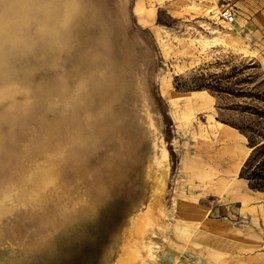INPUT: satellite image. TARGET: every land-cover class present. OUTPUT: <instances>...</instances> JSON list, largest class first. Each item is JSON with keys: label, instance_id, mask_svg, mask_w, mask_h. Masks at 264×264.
I'll use <instances>...</instances> for the list:
<instances>
[{"label": "rangeland", "instance_id": "374dc122", "mask_svg": "<svg viewBox=\"0 0 264 264\" xmlns=\"http://www.w3.org/2000/svg\"><path fill=\"white\" fill-rule=\"evenodd\" d=\"M228 1L233 23L219 18L223 0H77L57 63L51 52L15 60L33 101L42 87L53 107L41 101L0 129V202L45 133L67 148L76 131L93 142L62 165L53 202L3 199L0 264H264V199L240 176L252 149L231 126L264 113V0ZM93 57L90 71L107 70L102 90L83 93L70 117L58 105ZM152 156L165 177L148 174Z\"/></svg>", "mask_w": 264, "mask_h": 264}, {"label": "bare ground", "instance_id": "6f19581e", "mask_svg": "<svg viewBox=\"0 0 264 264\" xmlns=\"http://www.w3.org/2000/svg\"><path fill=\"white\" fill-rule=\"evenodd\" d=\"M79 3L77 0H10V7L4 11V15H0V103H2L1 101L6 102L5 108L0 111V129L3 125L8 124L10 125L11 130L13 125H16L23 119L25 120L26 115L30 113L33 105H36L41 101H45L49 108L53 107L52 96L47 98L45 94L48 90L42 89V87L37 90L36 93L38 94V98L33 101L34 92L31 89L32 84L30 83L29 77L28 75L23 76L19 73V70L15 66V60L25 56L27 57L29 54L38 53L41 56H45L51 52L56 58L53 59L52 65L55 62L57 63L61 50L70 42V39L65 35V32L67 31L68 33L70 31L67 29L70 28L81 13ZM31 27H34L33 31H30ZM100 39L101 40L97 42L96 46L105 45L106 41L101 37ZM92 52L94 51L91 50L89 53L92 54ZM96 52L94 54H96ZM95 58L96 57H93L92 59L89 58L92 61L89 60L90 62L88 61L85 64H80L81 69L85 72L80 74V77L82 78H80L75 85V88H77L78 91L74 90L71 96H67L69 98L66 101L60 102L58 105V108H61L62 111L69 107L68 111L70 117L72 111L75 112V106L77 105L75 102H78V100L81 99L83 93L94 92L92 95L95 97L98 93L97 91L102 90L103 86L101 87L99 83H103L107 70L104 71L102 69L103 66L98 65L96 69L94 68L93 71H90L91 69L89 68ZM54 87L59 96H62L67 90L65 85L59 82H57ZM17 91H22L24 94V98L21 102L13 100ZM66 118H68V114L64 115L63 119L59 121L60 126H62L63 122H66ZM51 122L54 123V121ZM71 123H73V121ZM54 131L56 130L53 129L52 132H47V134L45 133L41 136V142L37 143L34 146L35 148L33 147L34 149L32 152L29 151V155L31 156L28 158L27 162L24 163V166H22L21 169L15 171L18 174H25L23 177L24 180L18 183V185L12 186V190L14 189L13 193L10 188V195L9 193L8 195H2V200L0 202V216L7 211V206L3 199H11L15 203L32 201L35 205H45L48 204L47 201L50 200L53 202V199L55 198L53 196L56 194L60 195L64 189L61 181L63 172L62 165L70 161L72 166V162L74 164L76 160L80 158L81 153L79 152H81V149H83L87 140L88 144L93 142L89 138L87 139L84 137L85 135L82 131H76L71 138L67 139L72 142V144H70L72 147L67 148V142L59 141L60 139L58 137L57 141H51L53 137L56 138L53 134ZM89 132H91V130ZM92 135L94 134L92 133ZM94 136L98 137L97 134ZM85 138L87 140H85ZM54 140L55 139H53V141ZM156 157L152 156L148 159L146 169L148 174L152 173L153 170H156L159 173L160 178H163L167 171L166 162L164 160V162L157 161ZM75 172L77 171L75 170ZM75 172L74 174H76ZM77 173L79 176L82 174L79 172ZM51 197L53 198L50 199ZM68 216L69 215H67V217ZM124 262L128 263L127 260Z\"/></svg>", "mask_w": 264, "mask_h": 264}, {"label": "trees", "instance_id": "16d2710c", "mask_svg": "<svg viewBox=\"0 0 264 264\" xmlns=\"http://www.w3.org/2000/svg\"><path fill=\"white\" fill-rule=\"evenodd\" d=\"M199 90L204 86L196 87ZM264 113L255 114L257 120L246 121L244 124L238 126L232 124L231 126L237 129L248 142L249 148L252 149L249 157L247 158L240 176L247 180L248 187L254 191L264 192V159L257 162L256 159L260 156H264V143H257V138L262 137V131H264ZM256 164L253 166V163Z\"/></svg>", "mask_w": 264, "mask_h": 264}, {"label": "built area", "instance_id": "2783aa9c", "mask_svg": "<svg viewBox=\"0 0 264 264\" xmlns=\"http://www.w3.org/2000/svg\"><path fill=\"white\" fill-rule=\"evenodd\" d=\"M235 7L228 0H223L220 5L219 18H221L226 23H233L235 18Z\"/></svg>", "mask_w": 264, "mask_h": 264}, {"label": "crops", "instance_id": "0c3cea01", "mask_svg": "<svg viewBox=\"0 0 264 264\" xmlns=\"http://www.w3.org/2000/svg\"><path fill=\"white\" fill-rule=\"evenodd\" d=\"M237 171V169L234 171V173ZM262 199H264V192L257 193Z\"/></svg>", "mask_w": 264, "mask_h": 264}]
</instances>
